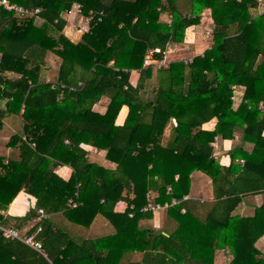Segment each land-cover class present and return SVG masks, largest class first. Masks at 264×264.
<instances>
[{"label": "trees", "instance_id": "16d2710c", "mask_svg": "<svg viewBox=\"0 0 264 264\" xmlns=\"http://www.w3.org/2000/svg\"><path fill=\"white\" fill-rule=\"evenodd\" d=\"M9 1L40 13L22 18L0 8V127L9 116L22 126L8 142L12 155L0 157V210L24 188L37 195V205L22 217L0 215V224L21 230L33 223L28 233L37 232L47 258L0 235V264H121L129 244L121 246L120 233L151 216L142 209L153 192L155 204L180 201L166 210L173 228L167 236L140 231L134 251L142 260L129 264H215L226 249L228 264H264L255 247L264 235V201L252 217L234 215L245 196L264 193V11L255 13L257 0ZM75 5L91 18L77 44L62 33V14ZM207 9L210 48L189 63L145 66L150 50H160L154 54L160 61L169 44L184 43ZM49 54L60 67L55 82H41ZM132 71L139 73L136 86ZM238 87L244 94L235 108ZM104 97L109 103L101 114L94 107ZM123 107L128 114L117 125ZM213 119V131L201 130ZM239 131L251 151L237 146L230 166H221L212 143ZM83 145L106 151L114 167L90 162ZM60 166L73 170L68 181L55 173ZM195 172L213 188L205 216L200 200H184ZM37 176L43 183L33 191ZM120 201L128 207L117 214ZM40 209L87 228L102 215L117 233L79 243L47 219L34 222Z\"/></svg>", "mask_w": 264, "mask_h": 264}, {"label": "crops", "instance_id": "0c3cea01", "mask_svg": "<svg viewBox=\"0 0 264 264\" xmlns=\"http://www.w3.org/2000/svg\"><path fill=\"white\" fill-rule=\"evenodd\" d=\"M262 8H263V10H261ZM263 11H264V5H259V7H258L257 11H255V13H262ZM77 13H78V10H77ZM204 15L207 17V21L211 20V11L209 9L204 11V13L202 15L203 18H204ZM208 16H209V19H208ZM62 18L66 22L65 26L63 27V30H62V33L64 34V36H66L71 42H73L75 44L79 43L81 41L83 35L89 30V20H87V18L85 16H83L81 13H78V15H76L75 13L72 12V9L69 12L63 13ZM211 23H212V20H211L210 24ZM199 27H200V25L198 27L191 28V29H194V32H192V33L188 32L184 44L183 43L171 44V47L174 46L178 50L183 49V46L189 47L188 45H185V43L187 44L188 41L189 42L191 40L193 41V39H195V41L197 40V35H198L197 34V28H199ZM211 30H212V28H211ZM210 45L206 49L210 48ZM200 49L203 51H201V53L195 54V56L201 55L206 50L204 48H200ZM189 50H194V49L186 48L184 51H189ZM177 56H171L170 62H169V60H168V62L171 63V62L181 60V59H175ZM53 58L57 59L60 62V59H58L56 56L49 54L46 58V63L48 64L47 61H50ZM192 58H193V56H190L187 59H192ZM60 63L58 64V67L56 68L57 69V71L55 73L56 77H57V72H58L59 67H60ZM48 66L49 65H45V67H48ZM41 74H40V81L41 82H55L56 81V78L54 80H50L49 77H46L45 75L47 73H44L45 75H43V76ZM138 80H139V73L137 71H132L131 75H130V83L133 86H136L138 83ZM243 94H244V88L243 87H238L235 89V95H234L235 99L233 100L235 108L240 104L242 97H243ZM108 103H109L108 98L104 97L101 100V102H99L94 107V110L97 111L98 113L103 114V113H105V111L107 109ZM127 114H128V108L123 107L121 109L118 117H117V120H116L117 125H123L124 124L125 119L127 117ZM121 115H122V117H121ZM2 122H3V125H2V127H0V138H2V134L4 132L6 134H4L5 138H2L3 142L2 143L0 142V144L3 145V146H0V157H3L5 162H6L7 158H9L12 155V153L14 152V150L8 146V142L14 134L22 132V126H21L19 117H15V116L6 117L5 119L2 120ZM216 123H217V119H213L210 122L202 125L201 130L213 131L216 127ZM170 131H171V127L169 126L166 129L165 136L163 138V143H166V141L170 135ZM196 131L197 130H194V132H196ZM263 136H264V133H263ZM242 139H243L242 133L240 131L236 134V136L233 140L222 139L220 137L215 138V141L212 143L214 156H215V159L219 162V164L221 166H224V167L230 166L231 158H230L229 153L235 147L242 146V147H244L246 152L251 151L252 145L249 143H243ZM83 147L88 152V159L90 162L100 164L104 167H108V165H110L109 167H111V164H113V163H110L109 161H107L106 151H100V150L96 149L95 147L88 146V145H83ZM94 148H95L96 152L91 153L90 151H93ZM236 163L241 164V166H243L245 164L244 161L240 160V159H237ZM55 173L60 178H62L64 181H68L72 176L73 170L68 166H60L55 171ZM191 177H192V184H191V189H190L191 191H190L189 195H186V197H189L187 201L200 200L203 203V206H205V207H202L200 209L201 215L205 216L207 209H208L207 204L212 203L214 200V194H213V188H212L211 181L207 176H205L203 173H200V172L193 173V175ZM33 181H35L34 182L35 188L34 189L31 188V189L33 191H37L36 185L37 186L39 185V187H40V185L43 183V180L41 179L40 176H37ZM29 186H31V184ZM38 192H39V188H38ZM125 193H126V191L124 192V194ZM150 194H151L152 201H153L154 196L156 197L157 193L153 192ZM36 196L37 195H35L33 192H29L26 190V188H24L17 195V197L13 200V202L9 205V207L6 211L0 210V215L10 216V217L25 216L29 210L35 209V207L37 205L36 204V202H37ZM133 197H134V195L132 193H130L129 198L131 199ZM173 200H176V199H173ZM173 200L171 202H165L163 204H171L173 202ZM263 201H264V193H261L258 195L245 196L242 199V203L235 210L234 215H240L242 217H252L254 215L256 209H258L262 205ZM159 204H161V203H159ZM127 207L128 206H127L126 202L120 201V202L115 204L114 212L117 214H122L125 212ZM40 210H42V209H40ZM44 213H45V217H42L39 213L40 216H38V218L34 222H36L40 219H47L48 221L52 222L57 227L65 230L67 233H69V235L72 238H74L79 243H81V242L83 243V242L89 241V240L93 241V242L94 241L99 242L100 239H103V238L111 236V235H116V233H117V229L108 221V219H106L102 215L95 216L92 223L87 228L83 225H78V224L71 222L70 220H68V218H66L63 215V212L53 213V214H49L46 212H44ZM143 213H145V212H143ZM146 213H151V216L141 218L137 224H130V226L132 227L130 230H128V231L123 230L120 233V238H121L120 242L122 243L121 246H123L124 244H127V243L129 244L126 246L128 248H125V249H128V252L125 253L121 258V264H129L131 262H138V263L141 262L143 253H141L139 251H134V249L137 248L135 246V244H136L137 238H139L140 231H142V230H153L156 232L161 231L162 234L167 236L168 235L167 233L169 232V230L171 228H173V221L168 218V213L166 210L161 211V213H159V214H156L158 212H156V213L146 212ZM121 222H124V221H121ZM32 224L33 223H31V225L24 226L20 231H22L25 234H30V233H28V230L30 229ZM117 224H119V223H117ZM4 227H8V226H4ZM129 232H133V234H129ZM32 234H35L37 236V232L32 233ZM255 247L259 250L260 256L264 259V235L256 241ZM223 251L217 252L215 264H228L232 260L231 252L228 249H226L225 251H229L230 255L225 256L223 253H219V252H223ZM35 252H37V251H35Z\"/></svg>", "mask_w": 264, "mask_h": 264}, {"label": "built area", "instance_id": "2783aa9c", "mask_svg": "<svg viewBox=\"0 0 264 264\" xmlns=\"http://www.w3.org/2000/svg\"><path fill=\"white\" fill-rule=\"evenodd\" d=\"M257 2L259 3V5H264V0H257ZM0 8L5 9L8 12H15L18 15H20L22 18H31V17H35L38 18V15L40 13V9H26L18 4L12 3L9 0H0ZM77 10L78 13H81V8L79 5H77ZM89 21L91 20V18L88 19ZM207 35H210V31H207ZM171 49V44H169L166 48V51L163 53L164 57L162 60L157 61L154 59V54L160 53L159 49H154V50H150L147 53L146 59H145V66H156L159 68H163L166 67L169 62L167 59V51ZM192 62V59H185V63H189ZM235 98L233 97V100ZM171 189L169 188V191ZM189 197H184V200H188ZM147 200L148 203L147 205L142 209V212H152V213H156V212H161L163 210H167L168 208L175 206L177 204H179L180 201L178 200H173V202L171 204H155L152 201V197L151 194H148L147 196ZM77 203L73 204V207H77ZM184 212V210L182 211ZM40 215L42 217H45V213L43 210L39 211ZM0 235L10 241H20L23 244L29 246L30 248H32L33 250L37 251L38 253H40L42 256H44L45 258H47V255L44 252V248H43V244L36 238L35 234H25L20 230H17L15 228H11V227H4L2 225H0Z\"/></svg>", "mask_w": 264, "mask_h": 264}, {"label": "rangeland", "instance_id": "374dc122", "mask_svg": "<svg viewBox=\"0 0 264 264\" xmlns=\"http://www.w3.org/2000/svg\"><path fill=\"white\" fill-rule=\"evenodd\" d=\"M261 10H263V8ZM72 12L75 13L76 15H78V13H77V5H75L72 8ZM208 19H209V16H208ZM210 22H211V20L207 21V17L204 15V18L201 20L200 27L197 28V34H198L197 35V40L195 41V39L192 38L193 41L191 40L190 42L188 41L187 44L185 43V45H188L189 47L183 46V49L178 50L177 48L172 46L170 50L167 49L168 50L167 51V59L169 60V62H170V57L171 56H177L178 55L175 59H187L190 56L194 57L195 54L201 53V51H203V50H201L200 48L206 49L211 44L210 35H207V31L211 32V28L213 29V25H212V23L210 24ZM188 32L192 33V32H194V29H190ZM186 48L194 49V50L184 51ZM47 62H48V64L46 63V65H49V66L48 67L43 66L42 69H41V71H42L41 73L42 74L41 73L40 74L43 76V75H45L44 73H47L45 76L49 77L50 80H54L56 78V76H55V73L57 71L56 68L58 67V64L60 62L57 59H54V58L52 60H50V61H47ZM153 68L155 69V71L158 70V67H156V66H153ZM4 134H6V133L4 132L2 134V138H5ZM2 138H0V142L1 143L3 142ZM0 146H3V145L0 144ZM90 152L91 153L92 152H96L95 148H94L93 151H90ZM109 166L110 165H108L107 168H113L114 165L111 164V167H109ZM159 213H161V212H158L156 214H159ZM219 253H223L225 256L226 255L227 256L230 255V252L229 251H225V250L223 252H219Z\"/></svg>", "mask_w": 264, "mask_h": 264}]
</instances>
